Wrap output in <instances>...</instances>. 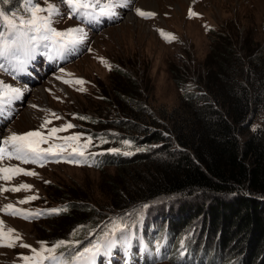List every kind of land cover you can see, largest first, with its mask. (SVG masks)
I'll return each instance as SVG.
<instances>
[{"label": "trees", "instance_id": "1", "mask_svg": "<svg viewBox=\"0 0 264 264\" xmlns=\"http://www.w3.org/2000/svg\"><path fill=\"white\" fill-rule=\"evenodd\" d=\"M3 1L0 10L6 14L23 7V0ZM4 28L0 20V33ZM223 34V30L217 33L221 40L206 58L200 91L183 93L181 107L172 112L171 132L143 109V87L138 80L119 69L111 73L119 77L120 83L114 91L116 101L110 104L115 101V105H122L123 100H128L130 110H120L113 120L100 117V111H95L98 116L84 115L89 119L82 124L94 130H100L98 126L105 121L114 123L109 127L122 130L113 133L105 129L101 136L93 131L89 137L107 142L130 140L132 147L137 142L144 147L132 155H124L130 152L124 148L119 153L100 155L93 166L112 164L119 171L142 163L153 164L144 174L121 171L118 188L111 191L112 203L108 204H113L114 212L109 217L129 213L121 221L128 226L125 232L129 227L143 230L121 244L146 242L151 248L152 263L176 256L180 264H264V123L253 131L250 117L252 112L264 114V54L255 43L238 46L237 39ZM178 84L181 87L179 80ZM130 85L132 89L128 90ZM140 204L143 208L138 211L136 206ZM174 205L179 209L178 219L172 210ZM64 208L67 211L43 215L42 221L80 225L85 219L78 216L92 207L88 202L72 200ZM197 215L204 216L207 223L203 226L208 237L203 244L196 232L188 240L179 238V232L185 231L190 219ZM102 221L77 239L72 253L104 239L109 227H104ZM66 235L60 232L56 236L67 238ZM116 238L120 241L121 234L116 233ZM211 247L213 251L209 253ZM212 258H216L215 263Z\"/></svg>", "mask_w": 264, "mask_h": 264}, {"label": "rangeland", "instance_id": "2", "mask_svg": "<svg viewBox=\"0 0 264 264\" xmlns=\"http://www.w3.org/2000/svg\"><path fill=\"white\" fill-rule=\"evenodd\" d=\"M0 2L4 3L3 0ZM38 2L43 3V0ZM52 2L59 5L62 13L56 18L54 27L58 30L81 27L87 34L84 40L86 43L79 56L70 63L58 68L56 65H39L33 73L37 81L32 82L30 79L26 81L30 87L27 93L24 92L26 93L24 103L19 107L15 118L3 129L0 128V139L2 137L6 139L12 133L23 134L35 130H42L47 135L49 128L72 123L76 127L57 135L63 137L78 131L77 134L81 135L80 143H85L89 133L97 130H94L93 126L82 124L85 119L78 117H84L85 114L98 116L95 111H100L98 112L100 117L108 116L109 120H113L120 110H130L131 103L128 100H123L122 105H115L114 91L120 80L111 73L118 69L138 80L143 87L141 97L143 109L157 117L160 126L166 127L164 130L171 132L170 116L181 107L182 94L189 91L198 92L200 91L198 89H201L198 88L199 79L205 75L206 58L221 40L217 33L223 30V37L233 36L238 40V46L243 43L248 46L255 43L254 45H257L264 54V0H148L152 7L146 6L147 4L141 0H130L126 13L99 30L90 26L88 28L80 18L71 16L61 0ZM22 9L23 7H19L12 14L23 15ZM136 9L155 15L151 19H146L139 16ZM193 12L197 15L192 16L190 13ZM12 14L6 15L11 17ZM162 33L174 35L176 39L169 41ZM102 61H106L111 70ZM0 64L4 65V71H9L15 62L0 59ZM2 76L0 72V78H3ZM77 79L85 83L83 85L74 83ZM16 81L15 76L13 81L11 78L5 79L6 84L18 88ZM80 88L86 91H80ZM127 89L131 90V85ZM112 100H115L114 104H110ZM52 113L61 118L56 119ZM250 117L253 122L251 130L254 131L263 125L264 114L252 112ZM45 120H50L51 123L47 128L41 129ZM112 124L114 123L108 121L101 123L98 126L100 130L97 131L99 135L101 136L105 129L113 133L122 131L116 127H109ZM91 140L92 144L86 150L96 153L97 158L100 155H109L112 153L110 149L113 148L120 150L124 148L123 151L130 152L141 151L144 148L139 146L138 142L135 147H132V144L131 147H127L122 143L125 140L102 142L93 137ZM50 142L57 141L53 139ZM99 145L102 147L97 150ZM6 164L19 165L26 170L35 171L38 175L35 177L20 175L10 182L0 180L2 187L11 188L21 183L33 186L29 191L0 192V220L4 222L5 230L14 229L22 238L16 247L0 246V264H25L22 257L32 253L30 249L20 247V242L35 249H40L41 241L47 242L49 247L61 240L77 242V239L83 238L86 231L91 230L101 220L104 221L103 226L109 228L114 220L122 221L129 213L120 212L109 217L114 213L111 211L113 204L108 207V204L112 203L111 191L118 188L119 173L128 171L131 175H138L141 172L144 174L147 167H153V164L149 165L148 162L118 171L112 164L95 167L60 161L47 163L41 167L37 164L20 165L16 160L0 162V166ZM29 196H38V199L25 204L18 203ZM72 200L88 202L92 207L88 213L78 216L85 221L76 226H69L65 221H42L41 216L26 220L2 210L5 205L11 203L27 211L44 212L43 208L62 209ZM136 207V210L143 208L142 204ZM168 209L166 207L164 212L167 213ZM172 210L178 219V206L174 205ZM156 217L160 219L161 215ZM203 217L197 215L190 219V223L184 228L185 231L179 232V238L183 236L188 240L190 234L196 232V236H201L202 244L207 242L205 240L208 233L204 229L207 223ZM60 232H67V238L56 236ZM212 251L213 247L209 253ZM176 261V256H173L170 260H160L152 264H180ZM212 262L215 263L216 258H212Z\"/></svg>", "mask_w": 264, "mask_h": 264}, {"label": "snow or ice", "instance_id": "3", "mask_svg": "<svg viewBox=\"0 0 264 264\" xmlns=\"http://www.w3.org/2000/svg\"><path fill=\"white\" fill-rule=\"evenodd\" d=\"M7 2V0H5ZM69 10L70 15H75L85 23H98L102 17L111 18L117 15L115 9L125 7L130 0H106L102 3L101 0H61ZM23 15L17 17L12 14L10 17L3 10H0V20L2 25L6 26V33H0V59L12 62L17 71L26 70L30 61L34 58L36 52L41 48H51L57 54H62L64 50L74 48L76 45L82 44L87 37L84 29L81 27H72L65 30H58L54 27L57 22V17L62 15L58 4L52 0H43V3L38 0H23ZM139 16L149 18L154 16V13L136 9ZM192 16L196 13H190ZM171 41L176 39L174 35L164 34ZM107 65L106 61H102ZM4 65L0 64V68ZM70 83V81H65ZM76 84L83 85L85 81L77 79ZM80 91L86 89L80 88ZM22 91L19 88L11 85H5L0 81V116L5 115V107L10 105L12 101L19 98ZM56 119L61 117L52 113ZM79 119H89L88 117H78ZM50 120H45L41 125V129L47 128ZM76 127L72 123H67L61 127H52L48 129L47 135L42 130L29 131L23 134L12 133L3 140V147H0V162L3 161H20L22 164H37L44 166L49 157H62L65 152H69V159L66 162L80 163L76 157H84L85 150L91 146V137L83 144L80 143L81 135L74 134L69 136H58L60 132L67 131ZM59 140L61 143H49L51 140ZM102 142L104 141L101 138ZM125 146L131 147L132 142L125 140L122 142ZM42 144H49L47 148L41 147ZM113 153H119L120 149H110ZM124 155H132V152H124ZM55 162H60L57 159ZM23 176H37L38 173L32 170H26L19 165L6 164L0 166V180L10 182L14 178ZM33 186L27 183H21L11 188L0 186V192H20L29 191ZM38 199V196H29L18 201L19 204L29 203L32 200ZM148 205H144L147 208ZM5 213L21 217L23 219H35L41 215L59 214L64 209H50L46 212L37 211L31 212L16 207L13 204H7L2 209ZM83 227V226H81ZM128 226L120 220H114L109 228V231L104 234L105 243L100 242L85 247L75 253L71 249L78 242L75 241H57L53 246L49 247L47 242L41 241L40 249L32 248L26 243H19L20 247L31 250V255L23 256L25 264H94L96 255L101 251V248L111 249L120 241L127 242L130 236L125 232ZM116 233H122L120 241L116 239ZM21 236L14 229L7 228L5 230L4 222L0 220V246L16 247L21 241ZM65 249L68 254L59 252L58 250Z\"/></svg>", "mask_w": 264, "mask_h": 264}, {"label": "bare ground", "instance_id": "4", "mask_svg": "<svg viewBox=\"0 0 264 264\" xmlns=\"http://www.w3.org/2000/svg\"><path fill=\"white\" fill-rule=\"evenodd\" d=\"M141 1H144L143 3H144V4H147L146 6H148V7L150 6V7H152V6H151V2H148V0H141ZM143 3H142V4H143ZM155 6H156V5H155ZM29 87H30V86H29ZM28 118H29V117H28Z\"/></svg>", "mask_w": 264, "mask_h": 264}]
</instances>
